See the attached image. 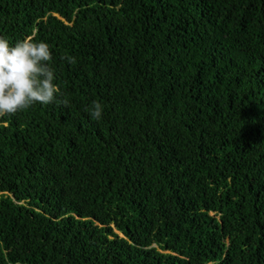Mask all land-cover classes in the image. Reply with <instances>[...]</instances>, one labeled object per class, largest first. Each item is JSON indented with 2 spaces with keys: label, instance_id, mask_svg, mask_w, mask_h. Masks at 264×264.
<instances>
[{
  "label": "trees",
  "instance_id": "16d2710c",
  "mask_svg": "<svg viewBox=\"0 0 264 264\" xmlns=\"http://www.w3.org/2000/svg\"><path fill=\"white\" fill-rule=\"evenodd\" d=\"M0 36L60 90L0 117V264H264V0H0Z\"/></svg>",
  "mask_w": 264,
  "mask_h": 264
},
{
  "label": "clouds",
  "instance_id": "9594fccd",
  "mask_svg": "<svg viewBox=\"0 0 264 264\" xmlns=\"http://www.w3.org/2000/svg\"><path fill=\"white\" fill-rule=\"evenodd\" d=\"M52 58L44 41L37 42L28 36L10 46L0 36V117L15 115L36 103L47 105L56 99L60 90L54 83ZM63 103L67 105V100ZM90 114L99 120L102 105L94 101Z\"/></svg>",
  "mask_w": 264,
  "mask_h": 264
}]
</instances>
